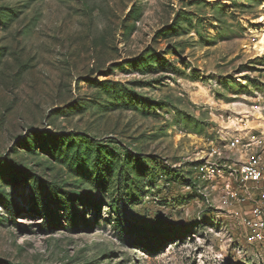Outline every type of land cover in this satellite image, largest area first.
Wrapping results in <instances>:
<instances>
[{"label":"rangeland","instance_id":"374dc122","mask_svg":"<svg viewBox=\"0 0 264 264\" xmlns=\"http://www.w3.org/2000/svg\"><path fill=\"white\" fill-rule=\"evenodd\" d=\"M262 37L264 0H0V264H264L196 169L264 125Z\"/></svg>","mask_w":264,"mask_h":264},{"label":"built area","instance_id":"2783aa9c","mask_svg":"<svg viewBox=\"0 0 264 264\" xmlns=\"http://www.w3.org/2000/svg\"><path fill=\"white\" fill-rule=\"evenodd\" d=\"M256 131L231 133L196 169L199 180L219 184L225 204L247 206L242 222L248 240L264 247V125Z\"/></svg>","mask_w":264,"mask_h":264},{"label":"bare ground","instance_id":"6f19581e","mask_svg":"<svg viewBox=\"0 0 264 264\" xmlns=\"http://www.w3.org/2000/svg\"><path fill=\"white\" fill-rule=\"evenodd\" d=\"M255 51L258 55H264V37L256 44Z\"/></svg>","mask_w":264,"mask_h":264}]
</instances>
